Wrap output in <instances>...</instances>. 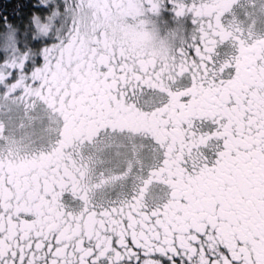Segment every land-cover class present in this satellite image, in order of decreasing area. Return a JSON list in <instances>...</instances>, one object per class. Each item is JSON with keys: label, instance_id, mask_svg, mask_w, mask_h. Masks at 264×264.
Wrapping results in <instances>:
<instances>
[{"label": "snow or ice", "instance_id": "obj_1", "mask_svg": "<svg viewBox=\"0 0 264 264\" xmlns=\"http://www.w3.org/2000/svg\"><path fill=\"white\" fill-rule=\"evenodd\" d=\"M0 264H264V0L0 10Z\"/></svg>", "mask_w": 264, "mask_h": 264}, {"label": "flooded vegetation", "instance_id": "obj_2", "mask_svg": "<svg viewBox=\"0 0 264 264\" xmlns=\"http://www.w3.org/2000/svg\"><path fill=\"white\" fill-rule=\"evenodd\" d=\"M9 1L12 2V0H5V1L0 0V2H1L0 5H1L2 16L3 17L9 16V13L12 11V10H8V9L6 11V9H4L8 5ZM2 5H4V6H2Z\"/></svg>", "mask_w": 264, "mask_h": 264}, {"label": "trees", "instance_id": "obj_3", "mask_svg": "<svg viewBox=\"0 0 264 264\" xmlns=\"http://www.w3.org/2000/svg\"><path fill=\"white\" fill-rule=\"evenodd\" d=\"M2 1H5V0H2ZM18 2V0H12V2H8V5L4 8V9H6V11H7V9L8 10H12L13 9V6L16 4ZM1 3V2H0ZM2 6H4V5H2ZM0 10H2L1 9V5H0Z\"/></svg>", "mask_w": 264, "mask_h": 264}]
</instances>
